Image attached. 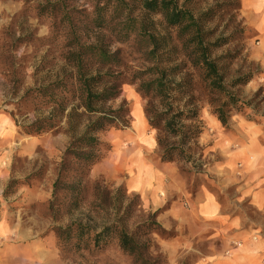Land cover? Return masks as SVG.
Returning a JSON list of instances; mask_svg holds the SVG:
<instances>
[{"label": "rangeland", "instance_id": "1", "mask_svg": "<svg viewBox=\"0 0 264 264\" xmlns=\"http://www.w3.org/2000/svg\"><path fill=\"white\" fill-rule=\"evenodd\" d=\"M52 1L0 0V264H264V210L221 169V141L235 150L244 135H251L247 121L264 128V69L251 58L256 34L243 21L240 0H193L187 7L195 14L212 11L206 27L215 41L228 39L216 55L238 56L225 62L232 75L255 73L249 84L233 90L244 106L232 112L229 133L202 97L204 131L193 147L197 162L172 163L170 172L149 179H142L140 169L147 161L161 165L160 133L149 126L138 83H131L152 64L147 40L137 34L123 40V23L118 24L123 20L96 28L92 4L85 0L67 3L69 20L62 9L50 12ZM154 21L158 32L176 35L161 25L160 16ZM77 40L101 42L117 56L110 71L125 84L108 106L117 110L125 101L129 114L127 128L100 135L110 149L85 179H77L78 164L71 157L61 167L71 141L67 125L27 134L22 125L47 114L31 100H20L28 89L56 78L65 66L62 57ZM209 196L221 206L213 217L201 209ZM147 220L156 221L161 231L137 232L143 263L125 252L114 234L93 239L106 225L117 223L132 233ZM78 225L89 234L79 236ZM68 228L71 235L58 231Z\"/></svg>", "mask_w": 264, "mask_h": 264}, {"label": "trees", "instance_id": "2", "mask_svg": "<svg viewBox=\"0 0 264 264\" xmlns=\"http://www.w3.org/2000/svg\"><path fill=\"white\" fill-rule=\"evenodd\" d=\"M72 1L48 2L52 8L50 12L62 9L63 17L69 20L70 15L65 10L69 7L67 3ZM85 1L92 4V24L96 28H104L109 20H123L118 23H123L120 30L123 40H128L132 34L147 40V54L152 64L135 74L131 83H138V92L147 100L145 113L149 126L160 133L157 138L160 158L164 163L195 164L193 147H198L204 131L202 97L207 98L221 125L229 128L232 112L244 106L233 90L249 84L255 73L235 71L232 75L229 72L225 62H233L238 56L232 53L216 55V50L228 44V39H213L214 31L206 27L212 11L195 14L187 7L193 0H185L182 4L178 0ZM42 8L45 12L48 9ZM137 10L140 15L134 16ZM157 16L161 17L165 29L176 32L175 36L158 32L154 21ZM72 46L62 57L65 66L57 72L56 78L28 89L20 99L31 100L36 110L47 114L22 128L27 134L39 135L63 129L64 122L71 141L61 167H65L66 160L71 157L78 164L77 179H85L110 149L100 135L111 129L127 128L129 114L125 101L117 110L108 106L120 98L125 84L110 71L118 63L117 56L110 54L101 42L85 44L77 40ZM61 180L62 173L54 185L55 191ZM116 224L106 225L93 239L99 240L104 233L114 234L120 247L143 263L141 238L137 232L142 231L147 236L161 231L160 226L156 221L147 220L131 233ZM71 229L58 231L71 235ZM77 230L79 236L90 232L81 225Z\"/></svg>", "mask_w": 264, "mask_h": 264}, {"label": "crops", "instance_id": "3", "mask_svg": "<svg viewBox=\"0 0 264 264\" xmlns=\"http://www.w3.org/2000/svg\"><path fill=\"white\" fill-rule=\"evenodd\" d=\"M240 4L243 21L256 34L255 43L249 50L251 58L259 62L264 69V0H240ZM247 122L250 124L248 128L251 135H244V140L235 150L231 149L230 144L221 141V169L226 168L227 179H236L232 181L233 184H243V195L250 196L252 204L257 209L264 210V128L262 124ZM224 129L229 133L231 131L230 127ZM147 162L140 169L141 175L144 176L142 179H149L162 172L160 178L172 170L168 167L172 163H164L161 159V165L158 160L151 164ZM230 169H234L236 173L233 174ZM220 208L214 196L206 197L204 205H201L203 215L208 217L219 214Z\"/></svg>", "mask_w": 264, "mask_h": 264}]
</instances>
